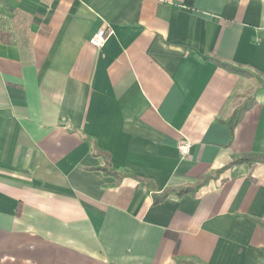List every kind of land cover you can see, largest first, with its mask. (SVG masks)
<instances>
[{
    "label": "crops",
    "instance_id": "0c3cea01",
    "mask_svg": "<svg viewBox=\"0 0 264 264\" xmlns=\"http://www.w3.org/2000/svg\"><path fill=\"white\" fill-rule=\"evenodd\" d=\"M247 154L264 156V0H0V264H264V163L217 173ZM207 177L159 205L139 181Z\"/></svg>",
    "mask_w": 264,
    "mask_h": 264
},
{
    "label": "trees",
    "instance_id": "16d2710c",
    "mask_svg": "<svg viewBox=\"0 0 264 264\" xmlns=\"http://www.w3.org/2000/svg\"><path fill=\"white\" fill-rule=\"evenodd\" d=\"M218 64L230 72H234L244 77H251L250 74L246 73L243 70L232 68L226 64H221V63H218ZM253 105H254V101H246L243 105L237 107L234 110L231 118L227 121V124L229 125L231 130H234L241 123L246 112L249 109H251ZM255 162L264 163V156L247 154V155L240 156L238 158H234L229 166L218 171L217 173H221L222 171H225L226 169L234 165H239V164H244V163L253 164ZM95 170L101 171L107 176H113L116 179V182L114 184L115 187H119L123 183L124 179L128 177L126 173H123L113 167L110 157L107 158V161L104 166L96 168ZM209 180H210V177H207V178H204L201 182H199L196 185L187 186V187H183L179 189H169L162 193H157V186L154 184V182L149 181V180L139 179V181L141 182L144 181L147 184L148 190L153 195L154 205H159L163 203L169 197H183L185 195H195L202 187H204L208 183ZM254 221L264 228L263 221H260V220H254ZM176 264H200V263L196 260L179 259L176 261Z\"/></svg>",
    "mask_w": 264,
    "mask_h": 264
},
{
    "label": "built area",
    "instance_id": "2783aa9c",
    "mask_svg": "<svg viewBox=\"0 0 264 264\" xmlns=\"http://www.w3.org/2000/svg\"><path fill=\"white\" fill-rule=\"evenodd\" d=\"M110 33L111 32H108L106 28H102L98 30V32L90 39V43L96 48H101L102 46H104ZM178 145H179V149L181 150L182 154L187 155L191 148V143L190 142H179Z\"/></svg>",
    "mask_w": 264,
    "mask_h": 264
}]
</instances>
